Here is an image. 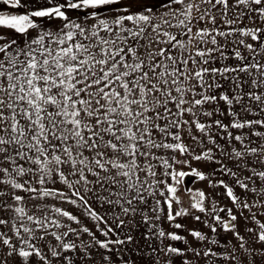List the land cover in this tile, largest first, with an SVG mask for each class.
I'll return each mask as SVG.
<instances>
[{
    "label": "snow or ice",
    "instance_id": "1",
    "mask_svg": "<svg viewBox=\"0 0 264 264\" xmlns=\"http://www.w3.org/2000/svg\"><path fill=\"white\" fill-rule=\"evenodd\" d=\"M0 264H264V0H0Z\"/></svg>",
    "mask_w": 264,
    "mask_h": 264
},
{
    "label": "rangeland",
    "instance_id": "2",
    "mask_svg": "<svg viewBox=\"0 0 264 264\" xmlns=\"http://www.w3.org/2000/svg\"><path fill=\"white\" fill-rule=\"evenodd\" d=\"M193 179H194V178L191 177V176L187 178V183H188L189 186H192V180H193ZM179 194H180L182 197H184V198H185V201H186L187 196H186V194H185L184 191H183V187L181 188Z\"/></svg>",
    "mask_w": 264,
    "mask_h": 264
}]
</instances>
